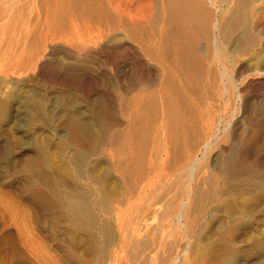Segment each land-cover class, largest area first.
Segmentation results:
<instances>
[{
  "label": "bare ground",
  "instance_id": "1",
  "mask_svg": "<svg viewBox=\"0 0 264 264\" xmlns=\"http://www.w3.org/2000/svg\"><path fill=\"white\" fill-rule=\"evenodd\" d=\"M262 44L264 0H0V77L16 94L36 73L95 79L93 96L63 85L101 123L91 145L81 125L71 140L57 129L78 184L38 172L13 185L61 264L176 263L224 189L264 181V116L249 95L264 56L242 57ZM91 157L111 187L85 169Z\"/></svg>",
  "mask_w": 264,
  "mask_h": 264
},
{
  "label": "rangeland",
  "instance_id": "2",
  "mask_svg": "<svg viewBox=\"0 0 264 264\" xmlns=\"http://www.w3.org/2000/svg\"><path fill=\"white\" fill-rule=\"evenodd\" d=\"M258 53L264 56V44L252 47L242 57H255ZM47 76L36 73L18 94L0 77V177L5 178L0 181V264H61L55 241H49L45 231L37 226L29 204L13 185L20 186L38 172L49 173L56 189L57 183L67 187L78 184L69 161L71 149L63 143L57 129H68L71 140V128L81 125L79 136L91 145L101 128L84 106L81 93L64 87L79 84L93 96V77L50 74L53 81L48 85L43 81ZM263 77H253L256 82L249 93L253 104L260 107L261 116ZM21 99L25 100L24 107ZM15 111L22 116L13 117ZM19 125L26 133L18 129ZM85 169L95 179L111 181L108 185H113L115 179L103 160L91 157ZM68 229L71 230L69 226ZM79 233L84 235L82 229ZM191 240L194 244L186 258L173 264H258L264 260V181L250 179L230 184L209 206ZM236 256L243 258L233 263Z\"/></svg>",
  "mask_w": 264,
  "mask_h": 264
}]
</instances>
